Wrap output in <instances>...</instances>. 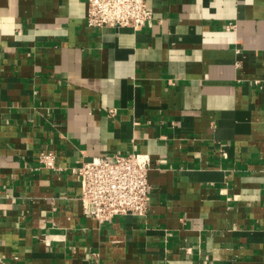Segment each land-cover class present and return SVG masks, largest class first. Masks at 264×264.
<instances>
[{
	"label": "crops",
	"instance_id": "obj_1",
	"mask_svg": "<svg viewBox=\"0 0 264 264\" xmlns=\"http://www.w3.org/2000/svg\"><path fill=\"white\" fill-rule=\"evenodd\" d=\"M146 4L0 0V264H264V0ZM129 151L147 213L84 215L74 167Z\"/></svg>",
	"mask_w": 264,
	"mask_h": 264
},
{
	"label": "built area",
	"instance_id": "obj_2",
	"mask_svg": "<svg viewBox=\"0 0 264 264\" xmlns=\"http://www.w3.org/2000/svg\"><path fill=\"white\" fill-rule=\"evenodd\" d=\"M152 19L146 0H86L85 21L91 27L127 26L138 30ZM38 165L59 170L52 150L39 151ZM147 153L129 151L83 160L74 172L80 183L79 199L84 215L104 222L117 215L143 216L148 210Z\"/></svg>",
	"mask_w": 264,
	"mask_h": 264
}]
</instances>
